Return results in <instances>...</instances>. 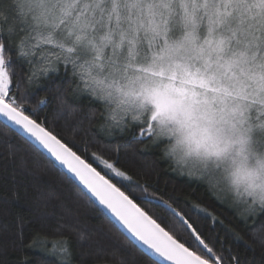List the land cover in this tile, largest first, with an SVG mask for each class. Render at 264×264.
<instances>
[{"label": "snow or ice", "instance_id": "1", "mask_svg": "<svg viewBox=\"0 0 264 264\" xmlns=\"http://www.w3.org/2000/svg\"><path fill=\"white\" fill-rule=\"evenodd\" d=\"M109 13L98 32L96 0H0V116L27 134L26 143L36 142L38 157L56 166L42 148L83 185L80 195L111 214L109 223L147 264H228L187 221L191 233L182 239L149 214L116 163L102 161L121 178L113 182L58 138L54 122L40 121L31 108V86L47 83L62 104L60 90L71 83L74 95L103 106L107 127L134 130L178 175L195 177L241 217L257 205L264 212V159L250 162L256 147L253 126H244L250 105L243 103L264 105V0H113ZM141 34L150 59L138 63ZM16 62L27 65L23 73ZM37 220L43 226L44 218ZM10 227L0 224V233L23 247L24 217L8 235ZM52 250L68 264L67 242Z\"/></svg>", "mask_w": 264, "mask_h": 264}, {"label": "trees", "instance_id": "2", "mask_svg": "<svg viewBox=\"0 0 264 264\" xmlns=\"http://www.w3.org/2000/svg\"><path fill=\"white\" fill-rule=\"evenodd\" d=\"M13 67L23 73L27 65L16 62ZM31 87V108L40 121L46 117L54 122V134L113 182L121 178L115 177L103 160L126 171L137 186L132 195L158 222L163 218L182 239L191 233L187 228L191 224L228 264H235L233 257L240 264H264V212L257 209L241 217L237 209L220 202L197 179L178 175L161 158L160 150L134 138V130L106 128L103 106L74 95L69 91L74 87L71 83L65 82L60 90L62 104L49 94L47 83ZM41 100L46 103L40 104ZM21 158L27 160L26 167L20 166ZM66 176L0 122V224L11 225L10 235L18 215L25 221L23 247L0 233V264H60L53 244L59 248L65 242L70 253L68 264H147L102 210L82 197L77 191L80 187L73 180L69 183ZM142 189H147L143 196H148L150 203L144 201ZM38 217L44 218L43 226ZM34 233H39L40 242L29 248Z\"/></svg>", "mask_w": 264, "mask_h": 264}, {"label": "rangeland", "instance_id": "3", "mask_svg": "<svg viewBox=\"0 0 264 264\" xmlns=\"http://www.w3.org/2000/svg\"><path fill=\"white\" fill-rule=\"evenodd\" d=\"M179 12L180 9L177 6V17H175L173 19V21H171L170 23L174 26V27H178L179 25L177 24L178 18H179ZM138 51L139 54L137 56V62L138 63H143L146 61V59H150V54L147 51V43L143 37V34H141V40L140 43L138 45ZM261 55H264V52L260 53ZM239 102V101H237ZM243 103L250 105V107L248 108L247 112L245 113V115L247 116V121L245 123V127H247L249 124H251L253 126V139L255 141V146L258 147L259 145H261L262 143H264V129H261L259 127L260 123L262 121H264V105L258 104V103H253V101L250 99L243 101ZM107 123V121H106ZM107 128V126H106ZM110 130L114 129V130H119L116 128H111L108 127ZM191 178H195V177H191ZM196 179V178H195ZM257 209H259V205L256 206Z\"/></svg>", "mask_w": 264, "mask_h": 264}, {"label": "water", "instance_id": "4", "mask_svg": "<svg viewBox=\"0 0 264 264\" xmlns=\"http://www.w3.org/2000/svg\"><path fill=\"white\" fill-rule=\"evenodd\" d=\"M0 122L2 123V124H4L6 127H8V128H10L11 130H13V129H15V133L16 134H18L19 136H21V137H23V136H26L27 134L26 133H23L22 132V130H20V129H18L15 125H12L11 124V122H9V121H7L6 120V118L5 117H3V116H0ZM30 141H31V144H35L36 142L32 139V138H28ZM41 151L42 152H44V154H45V156H48V158L50 159V160H53V163H55V165L57 166V167H59L68 177H71V179L75 182V184L77 185V186H79L80 188H81V190H83L84 192H87V190L86 189H83V185H80L79 184V181L78 180H76L74 177H72V174L71 173H68V171H67V169L66 168H64L62 165H60L58 162H56V161H54V158H52L45 150H43L42 148H41ZM88 196L89 197H91V194L89 193L88 194ZM91 199H92V201L102 210V212L109 218V219H112L113 220V222H115L114 221V218H112L111 217V214L110 213H108L107 212V210L106 209H104V207L102 206V205H100L99 204V202L98 201H96L95 200V198L94 197H91Z\"/></svg>", "mask_w": 264, "mask_h": 264}, {"label": "clouds", "instance_id": "5", "mask_svg": "<svg viewBox=\"0 0 264 264\" xmlns=\"http://www.w3.org/2000/svg\"><path fill=\"white\" fill-rule=\"evenodd\" d=\"M112 3L113 0H96L98 32L99 29H106V18L110 14L109 9L111 8ZM101 17H103V19ZM256 157L264 159V143L256 147V156H254L250 161L252 165H255Z\"/></svg>", "mask_w": 264, "mask_h": 264}]
</instances>
